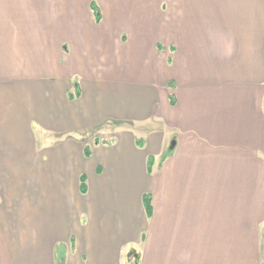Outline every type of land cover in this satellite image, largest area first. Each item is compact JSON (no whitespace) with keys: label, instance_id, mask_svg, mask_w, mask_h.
Returning <instances> with one entry per match:
<instances>
[{"label":"crops","instance_id":"crops-1","mask_svg":"<svg viewBox=\"0 0 264 264\" xmlns=\"http://www.w3.org/2000/svg\"><path fill=\"white\" fill-rule=\"evenodd\" d=\"M132 249L264 264V0H0V264Z\"/></svg>","mask_w":264,"mask_h":264},{"label":"rangeland","instance_id":"rangeland-1","mask_svg":"<svg viewBox=\"0 0 264 264\" xmlns=\"http://www.w3.org/2000/svg\"><path fill=\"white\" fill-rule=\"evenodd\" d=\"M77 1H79V2H81L82 0H77ZM74 18H77V16H71L69 19H74ZM79 20V19H78ZM124 32L125 31H121V33H123V37L122 38H124ZM109 129V130H108ZM113 129H112V125L109 123L108 125H105V126H103V128H102V126L100 127V128H96L95 130H93V132L92 131H88V132H91L90 134H87L86 135V140L87 141H89L90 140V142L93 144L94 143V141L95 140H97L98 139V141H104V140H108V142H110V140H111V138L108 136L110 133H111V131H112ZM108 131V132H107ZM113 133V132H112ZM69 134H65L63 137H61V139H65V138H67V137H69L68 136ZM73 139H75V137H73L72 136V134L70 135ZM92 136V137H91ZM90 137H91V139H90ZM40 138V141H38V144H40V143H42L41 142V136L39 137ZM61 139H58L57 141H59V140H61ZM89 143V142H88ZM91 146V144L90 145H88V147L89 148H91V150H92V147H90ZM65 247V246H64ZM65 249L64 248H62V249H59V254L61 255V254H63L65 251H64ZM131 254H132V256L131 257H128L129 258V260H127V261H129V263H131V264H142L141 263V257H142V255H141V253L139 254V252L137 251V250H135V249H132L131 250ZM65 255H63V257H58V259H59V261L61 262V264H65V262H66V259H65V257H64ZM68 258H69V256H68Z\"/></svg>","mask_w":264,"mask_h":264},{"label":"trees","instance_id":"trees-1","mask_svg":"<svg viewBox=\"0 0 264 264\" xmlns=\"http://www.w3.org/2000/svg\"><path fill=\"white\" fill-rule=\"evenodd\" d=\"M94 8V11H95V16H96V19H97V22H100V12L99 10L96 8V6H93ZM78 86V84L75 85V87ZM77 89V88H76ZM137 144L139 146H142V143L140 141L137 142ZM85 155L87 157L90 156V150L87 148L85 150ZM153 167H154V158L153 157H150L149 158V162H148V171L149 173H152L153 171ZM81 191L82 193H86V182L85 180L82 181V184H81ZM144 205H145V209H146V213L147 215L150 217L152 215V211H153V206H152V199H151V196L149 195H146L144 196Z\"/></svg>","mask_w":264,"mask_h":264}]
</instances>
